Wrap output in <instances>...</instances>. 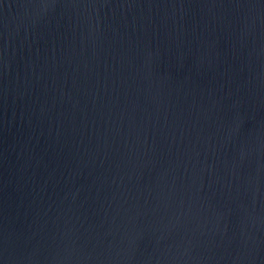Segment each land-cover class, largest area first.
Here are the masks:
<instances>
[{"label":"water","instance_id":"obj_1","mask_svg":"<svg viewBox=\"0 0 264 264\" xmlns=\"http://www.w3.org/2000/svg\"><path fill=\"white\" fill-rule=\"evenodd\" d=\"M0 264H264V0H0Z\"/></svg>","mask_w":264,"mask_h":264}]
</instances>
